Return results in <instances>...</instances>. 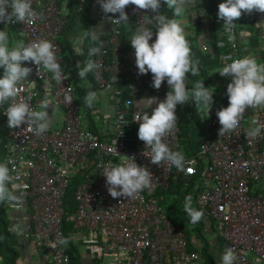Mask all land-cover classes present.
I'll use <instances>...</instances> for the list:
<instances>
[{
    "label": "built area",
    "instance_id": "1",
    "mask_svg": "<svg viewBox=\"0 0 264 264\" xmlns=\"http://www.w3.org/2000/svg\"><path fill=\"white\" fill-rule=\"evenodd\" d=\"M60 1L32 0L36 18L10 25L20 32L25 44L42 38L50 40L61 65L57 39L68 18ZM76 1L81 8L85 0ZM134 9V5L125 9L134 31L141 25L151 27V13ZM99 20L111 29L96 47L99 52L93 61L99 67L92 74L99 92L115 106L110 139L83 122L72 75L62 69L65 79L58 83L52 73L41 67L38 75L37 66L25 62L33 71L19 85L16 97L39 111L50 95L51 106L62 110V125L49 126L43 133H37L31 124L9 128L5 110L11 101L0 106L6 136L3 164L10 174L8 205L15 213L7 231L15 237L21 256L29 254L23 264H73L75 256L66 240L65 222L70 223L68 234L74 245L83 243L88 254L100 263L199 264V253L187 248L183 229L164 215L155 197L159 188L166 189L181 176L188 180L196 177L194 185L200 186L196 192L197 208L215 222L225 248L233 249L236 261L247 264L249 253L264 260V194L251 192L252 183L264 187V128L256 138L248 135L257 126L253 120L264 125V105L248 108L251 120L243 122L242 118L234 131L219 136L221 125L216 112L228 106L227 98L211 107L208 132L193 154L183 155L182 168L167 161L161 165L151 163L150 149L138 138L139 122L134 119L140 109L136 102L148 97L164 100L169 86L164 81L157 90L152 87L150 72L138 75L134 50L122 45L123 40L131 44L125 22H117L112 14L104 13L99 14ZM219 23L221 31L215 45L224 49L222 58L230 63L229 58H239L237 31L235 27L227 30L222 20ZM202 49L207 50V45ZM40 82L47 87L38 88L36 83ZM155 107L154 103L147 109L149 115ZM179 133L176 123L163 139L173 152L183 148ZM128 156H134L139 165L151 171V186L132 198H113L102 173ZM79 170L83 179L74 192L76 208L66 213L64 194Z\"/></svg>",
    "mask_w": 264,
    "mask_h": 264
},
{
    "label": "clouds",
    "instance_id": "2",
    "mask_svg": "<svg viewBox=\"0 0 264 264\" xmlns=\"http://www.w3.org/2000/svg\"><path fill=\"white\" fill-rule=\"evenodd\" d=\"M101 13L112 14L117 22H128L129 16L125 11L129 5H134V10H143L151 13V24L155 28V40L153 41V27L141 25L135 29L129 40L134 49L135 63L138 75L152 74V87L159 89L164 81L169 86V91L164 100L156 97H148L146 100L136 102L140 111L135 116L139 122L138 138L144 142L151 151V163L161 165L167 161L178 169L183 167L184 156L181 152H173L163 139L170 134L177 123L176 108L189 101H195L206 110V117L210 113L213 104V92L205 87L203 80L195 83L189 90L186 87L187 74L193 76L199 73V61L194 60L189 41L186 39L185 28L175 18H168L161 13L162 3L173 10V16H181L186 7L193 4L194 0H98ZM203 10H201L202 12ZM253 12L264 13V0H222L218 5V19L223 21V26L231 31L235 22L242 14ZM36 12L32 8V0H0V23L5 28L0 29V106L11 101L5 110L9 128H17L22 124H31L37 133L47 131L51 123V117L47 110L36 111L25 101H18L19 85L29 78L33 69L25 66V62L34 63L38 69L42 67L53 74V79L61 83L65 77L58 63L56 50L48 39L33 40L27 44L18 41L14 46L10 45L8 25L13 23H25L36 18ZM264 27V20L256 24ZM101 34L99 30H93L90 34L92 40H96ZM150 41H152L150 43ZM80 43H83L81 38ZM80 54L79 47L76 48ZM99 49L92 47L89 56L98 54ZM226 63L217 70L221 76L231 77L227 85L228 106L217 110L216 115L221 125L219 136L226 132L234 131L243 118L248 108H256L264 105V64L258 63L257 58L245 55L241 58H229ZM78 67V76L83 79L90 72L96 70L99 65L89 59L82 67ZM96 98L95 92H89L85 96V103L91 107ZM71 103V101H69ZM156 104L149 115L147 109ZM41 109H48L47 103L40 105ZM249 130L248 135L256 138L264 125H259ZM122 135V133H121ZM106 177V186L113 198H132L144 189L151 186L152 173L146 167L139 165L134 156L114 166L104 169L102 173ZM10 179L9 168L0 163V199L7 193L6 183ZM202 213H191L192 222L200 219ZM236 255L233 249L228 248L220 257V264H235Z\"/></svg>",
    "mask_w": 264,
    "mask_h": 264
},
{
    "label": "trees",
    "instance_id": "3",
    "mask_svg": "<svg viewBox=\"0 0 264 264\" xmlns=\"http://www.w3.org/2000/svg\"><path fill=\"white\" fill-rule=\"evenodd\" d=\"M67 0H61L59 5L63 12H65L68 20L63 27L59 38L57 39L60 45V57H61V69L66 73H70L73 77L72 85L74 94L76 97V102L78 103L81 109H84L88 112L87 117L90 113V107L85 103V96L87 93L84 90V87L81 84H78V67L82 68L89 59L94 60L95 55L89 56V50L92 47H97L100 42V38L103 35L109 33L111 27L108 23L101 22L99 20V14L95 11L96 0H85L81 8H78L76 0H68L66 4V10L62 7V4ZM63 2V3H62ZM161 13L166 15L168 18H175L178 21V17L173 16V10L169 9L168 6L162 4ZM217 7L215 5V0H210L208 8L203 12V17L207 20V25L211 37L207 42V50H203L197 41V38H191L186 36V39L189 41L192 55L194 60L199 61V73L196 76H193L191 73L187 74L186 87L191 90L195 83L203 80L205 87H208L209 91L213 92V104L217 96V92L224 93L227 95V85L231 82L229 77L221 76L217 71L222 68L227 61L222 58L224 49L216 47L215 43L217 40L216 37V19H217ZM255 13L252 14H242L241 18L235 22V29L240 30H249L253 33L255 26ZM200 18V14H199ZM154 21L151 23L154 32ZM101 24L102 27H106L102 34L98 36L96 40L91 39V35H85V33H91L95 30V27ZM12 26V25H10ZM14 27V26H12ZM78 29L80 30L81 38H83V43H81L82 50L78 55L76 52L75 46L78 44L76 41L71 40L70 31ZM79 41V40H78ZM258 41H252L251 46L253 50H256L259 53L258 63L264 64V51L258 49ZM123 47L130 48L134 50L131 44L127 43L126 40L122 42ZM240 42H239V58L240 56ZM88 80L94 84L92 72L86 75ZM228 96V95H227ZM212 104V105H213ZM195 101H189L184 105L177 106V123L180 128L179 140L182 145V150L186 155L193 154L199 147V142L201 140V134L199 131L200 117L199 114L195 112L196 109ZM245 115V114H244ZM243 122H246L248 119L247 116H243ZM89 129L97 131L96 125L93 122H89ZM6 141L5 136V125L4 120L0 114V163L4 162L5 151L3 145ZM83 173L79 170L76 174L70 179L69 185L64 194L63 204L64 210L66 213L72 212L76 208V202L74 200V192L77 185L82 181ZM196 177L191 179H186L184 177H178L176 181L171 182L170 186L166 189L159 188L155 197L158 200L159 205H161L164 215L172 221L173 224L181 227L184 231L185 238L187 241V248L189 250H194L191 236L193 234H200L201 223L202 221L198 220L195 223L192 222L191 213L197 209L196 203V192L200 190V186L197 188L194 185ZM7 193L5 196L9 195V184L6 183ZM0 220L3 224V233L7 236V241L12 239V235L7 231V220L6 213L4 210L3 203L0 199ZM69 229L70 223L65 222L64 232L66 235V240L68 241L72 252L81 260L83 259L81 251L77 249L74 243L69 238ZM7 248H10V245H6ZM203 251H206V247H203ZM82 264V263H79Z\"/></svg>",
    "mask_w": 264,
    "mask_h": 264
},
{
    "label": "crops",
    "instance_id": "4",
    "mask_svg": "<svg viewBox=\"0 0 264 264\" xmlns=\"http://www.w3.org/2000/svg\"><path fill=\"white\" fill-rule=\"evenodd\" d=\"M68 1V0H67ZM67 1L64 2V4H62V7L65 8L66 10V4ZM96 6H95V11L97 12V14H99L101 10L100 4L98 2V0H96ZM222 0H215V5L217 3H221ZM63 3V2H62ZM210 3V0H194L193 4L186 7L184 13L181 16H178V22H180L182 24V26L185 28V33L186 36L191 38H197V41L199 42V45L202 46L203 45H207V42L209 41L211 34L209 32L208 29V25H207V20L202 16L203 12L208 8V5ZM201 10H203L201 12ZM217 13H218V9H217ZM255 14V26H254V31L253 33L249 30H240L238 31V40L240 42V46H241V50H240V56H245V55H251L254 56L256 58H259V53L256 50H253L252 46H251V42L253 41H258V49L263 50L264 51V27H258L256 24L262 20H264V13H259V12H254ZM199 14H200V18H199ZM217 15V14H216ZM218 16L216 19V24H215V29H216V37H218L220 35V23H219ZM126 26V34L127 36H131L132 33L134 32V26H133V21L129 20L128 22L125 23ZM5 28V24L0 23V29ZM106 27H102L101 24H99L98 26L95 27V30H99L102 34V32L104 31ZM8 34H9V40H10V45L14 46L18 41H22V37L20 32L15 28L12 27L10 25H8ZM80 30L78 29H74L72 31H70V38L71 40L76 41V43H78L75 48L79 47L80 52L82 50L81 47V35H80ZM100 36V35H99ZM79 40V41H78ZM77 52V51H76ZM258 62V59H257ZM3 74V69L0 68V75ZM73 79V77H72ZM78 84H81L84 87L85 92L87 93L88 87L87 85H92L93 88H95V91L97 93V96L100 94L101 97V101L104 102L103 104H106L107 107H110V109L113 110V112H115L114 109V103L113 101H111L104 93H100L98 88L96 87L95 83L93 84L92 82H90L88 80L87 77L81 79L78 76ZM36 86L40 89H45V87H47L46 83L40 82V83H36ZM88 94V93H87ZM217 96L214 100L215 104L214 105H220L222 103H224V101L228 98V96L224 93H220L217 92ZM45 103H47L49 105L48 109H41L39 111H43V110H47L49 116L51 117V123H50V127H56V126H60L63 123V116H62V110L60 108H56V107H52L51 103H50V95H47L46 99H45ZM84 110V109H81ZM80 110V111H81ZM91 111V109H89ZM86 111V110H85ZM95 111V110H94ZM252 112H250L248 114V109L245 112V116L248 117V120H251V118H249L251 116ZM114 116V114L112 115ZM108 111L105 109V112L101 115V118L99 119L100 124H95L97 131L96 133H98L101 136H104L106 138H111L112 137V120L109 119L110 117H112ZM206 117V115H205ZM113 119V118H112ZM205 123L206 125H204V127H202L200 131V134L202 135L201 138L203 136H205V134L208 132V124H207V117L205 119ZM87 127L89 128V122L87 123ZM93 131V130H92ZM95 132V131H94ZM251 192H253L255 195L257 196H262V194H264V187L260 184V183H252L251 184ZM9 198V195H8ZM197 212L202 213L198 208L196 209ZM14 212H12L11 210L9 211V213H6V220H7V225L9 223H11V218L12 216H14ZM11 217V218H10ZM209 217V216H208ZM210 220H212L209 217ZM200 221H202V219H199ZM213 221V220H212ZM201 226H203V223H201ZM212 228H215L216 225L214 226V223H211ZM205 234V233H204ZM215 236L212 238V241H208L207 238L205 237V235H203V231H200V234H193L191 236L192 239V243H193V247L195 248L193 251H197L200 255L199 258V264H220V257L221 255L225 252L226 248L225 245L223 243L222 238L219 236L218 234V230L216 228L215 231ZM13 237V235H12ZM9 244V241H4L1 243V238H0V264H10L11 258H17L18 260V264H23L27 258V256L29 254L26 255H22L20 254V251H18L17 246H16V240L14 241L15 244V248H12L10 246V248H7L6 245ZM10 245V244H9ZM76 247L79 248V250L81 251V255L80 257H82L83 259L81 260L80 258H78L76 255L75 256V260L73 259V264L77 263H82V264H107L106 260H104L103 262H97L95 261V258L91 257L88 252L86 251L85 245L83 243L77 242V245H75ZM203 247H206V251H203ZM77 248V249H78ZM5 250V252H4ZM8 253L11 258H7L5 257L3 254ZM235 264H241L240 262L236 261ZM247 264H264V260H261L259 258H257L254 254L249 253L248 254V263Z\"/></svg>",
    "mask_w": 264,
    "mask_h": 264
},
{
    "label": "rangeland",
    "instance_id": "5",
    "mask_svg": "<svg viewBox=\"0 0 264 264\" xmlns=\"http://www.w3.org/2000/svg\"><path fill=\"white\" fill-rule=\"evenodd\" d=\"M87 87H88L87 93L95 92L96 98L93 101L92 106L90 107L91 111L89 113V116L87 117L88 112L85 111V110H81L80 111V115L82 116L83 122L86 123V124L88 122H93L95 124H98V123L100 124L99 119L101 118V115L105 112V109L108 111V113L111 116L114 114V112H113L112 109H110V107H107L106 104H103L104 102L101 101V98H102L101 95L99 94L97 96L95 88H93L92 85H87ZM195 112L199 114V117H200L199 130H201L202 127H204V125H206V123H205L206 110H203L200 105H197L196 109H195ZM112 118H113V116L110 117L109 119L112 120ZM181 153L183 155H185L183 152H181ZM1 202L3 203L5 213L8 214L9 211H10V208H9V205H8L9 198L7 196H5L3 199H1ZM194 212H197V211L195 210ZM200 218L202 219V223H203V226L200 228L203 231V235H205V237L207 238L208 241H212L213 240L212 238L215 236L214 234H215V231H216V227L212 228L211 223L213 222L214 226H215V222L210 220L209 217L206 214H204V213H202V216ZM0 238H1V243L4 242L5 240L7 241V236H5L4 233H3V224L1 223V220H0ZM89 238H90L89 235H87L86 239H89ZM14 241H15V237L13 236L12 239L9 240V244H10V246L12 248H15ZM4 252H5V250H4ZM0 253H1V251H0ZM3 255L5 257L9 258V259L11 258V256L8 253H6V254L4 253ZM10 264H18L17 258H14V257L11 258Z\"/></svg>",
    "mask_w": 264,
    "mask_h": 264
}]
</instances>
